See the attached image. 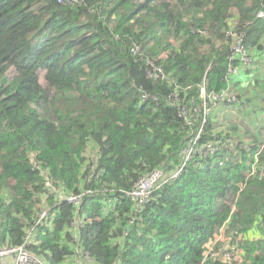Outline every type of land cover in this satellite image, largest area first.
I'll return each mask as SVG.
<instances>
[{"label":"trees","instance_id":"trees-1","mask_svg":"<svg viewBox=\"0 0 264 264\" xmlns=\"http://www.w3.org/2000/svg\"><path fill=\"white\" fill-rule=\"evenodd\" d=\"M262 62L264 0H0V244L47 264H264V135L214 123L264 115ZM155 172L147 200L128 194Z\"/></svg>","mask_w":264,"mask_h":264},{"label":"built area","instance_id":"built-area-1","mask_svg":"<svg viewBox=\"0 0 264 264\" xmlns=\"http://www.w3.org/2000/svg\"><path fill=\"white\" fill-rule=\"evenodd\" d=\"M202 89V94L205 95V92ZM199 139V135L195 137L192 144L188 149L185 150V160L184 163L181 165V167L178 169L173 177L178 176L183 168L185 167L186 163L193 157L196 150L198 149L196 146V141ZM207 154L209 152L213 153L215 152L216 148L212 144L207 145ZM171 176V177H172ZM161 177L160 172H155L152 175L143 178L137 185V187L130 193L129 195H133L137 199L140 200V202H143L147 200L150 196V193L154 186L156 185L158 179ZM48 181V180H47ZM47 184L50 186L51 189L54 190L58 194V199H60V202H68L71 204H75L78 206L81 199L80 196H67L65 195L61 190L51 185L50 182H47ZM47 216V211H44L41 213L39 222L44 219ZM232 254V252H231ZM231 254L229 256H231ZM83 259L87 261H91V258L89 255H84ZM0 264H47L44 259L38 255L33 254L27 247V243H24L19 246H10V245H1L0 244Z\"/></svg>","mask_w":264,"mask_h":264},{"label":"rangeland","instance_id":"rangeland-1","mask_svg":"<svg viewBox=\"0 0 264 264\" xmlns=\"http://www.w3.org/2000/svg\"><path fill=\"white\" fill-rule=\"evenodd\" d=\"M247 63L248 65H251V61L247 60ZM261 66L263 70L264 69L263 62ZM256 75H259V74H256ZM216 111L218 112L217 115L221 117V119H219L218 117V119L214 122L216 131L222 130L224 132H229L230 135H232V129L237 128V132H236L237 135L242 133L245 136L246 135L245 129L249 128L251 135L247 137H249L250 139H252V137L255 135L256 132L258 133L260 132L262 135H264V115L263 113L256 114L255 110L248 109L247 111L249 114L246 115V113L240 112V110H238L235 107L234 108L225 107V109L223 110L216 108ZM213 145L216 147L214 143ZM44 211H47V209H45ZM74 225H77L79 227L82 225V221L80 219L78 221L76 220ZM236 257H238V254L236 255Z\"/></svg>","mask_w":264,"mask_h":264},{"label":"crops","instance_id":"crops-1","mask_svg":"<svg viewBox=\"0 0 264 264\" xmlns=\"http://www.w3.org/2000/svg\"><path fill=\"white\" fill-rule=\"evenodd\" d=\"M263 70H261L260 73L264 72ZM260 73H258V74H260ZM243 82L238 85V88L240 89L241 92H243V94L245 95V98L252 96L255 93V91H254L255 87L251 86L250 83H248V82H244V83ZM258 104H263V102H259Z\"/></svg>","mask_w":264,"mask_h":264}]
</instances>
